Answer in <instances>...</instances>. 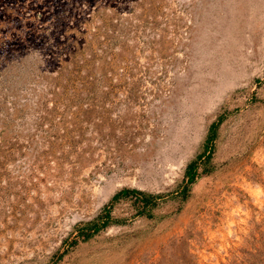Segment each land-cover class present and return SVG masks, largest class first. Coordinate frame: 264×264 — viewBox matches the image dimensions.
<instances>
[{"label": "rangeland", "instance_id": "rangeland-1", "mask_svg": "<svg viewBox=\"0 0 264 264\" xmlns=\"http://www.w3.org/2000/svg\"><path fill=\"white\" fill-rule=\"evenodd\" d=\"M0 264H264V0H0Z\"/></svg>", "mask_w": 264, "mask_h": 264}, {"label": "trees", "instance_id": "trees-1", "mask_svg": "<svg viewBox=\"0 0 264 264\" xmlns=\"http://www.w3.org/2000/svg\"><path fill=\"white\" fill-rule=\"evenodd\" d=\"M186 176H187L189 181L193 180V176H194L193 163H190L187 166ZM128 193H134V194L139 195V193L137 191H135V190H126V189H124L120 193L116 194L113 197V199L117 198L119 195H125V194H128ZM141 195H143V194H141ZM102 218L104 219V221H102ZM109 219H110V214H109V211L106 209V206H105L104 208H102L100 215L95 219V221L91 222V223H88V224H91L94 227V230H97L99 227H103L104 225H106L108 223ZM100 220H101V222H99Z\"/></svg>", "mask_w": 264, "mask_h": 264}]
</instances>
